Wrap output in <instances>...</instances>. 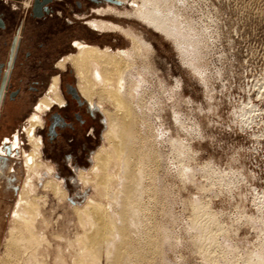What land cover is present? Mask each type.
<instances>
[{
	"label": "rangeland",
	"instance_id": "obj_1",
	"mask_svg": "<svg viewBox=\"0 0 264 264\" xmlns=\"http://www.w3.org/2000/svg\"><path fill=\"white\" fill-rule=\"evenodd\" d=\"M0 1L5 14L19 15L21 23L27 15L0 112V143L16 130L21 134L56 62L74 52L73 41L115 51L130 47L118 32L93 36L87 19L133 30L151 49L138 89L141 102L125 137L126 158L109 177L107 199L78 178L107 145L95 103L81 111L84 124L66 138L51 142L37 133V173L29 174L22 159L3 156L0 264H74L84 243L87 264H255L264 252V0H157L165 15L159 20L163 36L133 19L93 13L131 15L132 0H54L64 9L55 8L60 17L44 21L28 16L29 0ZM13 28L0 32V63ZM65 74L64 83L76 87L69 66ZM29 178L34 186L24 197L39 210L36 245L14 217ZM92 200L102 203L104 223L88 222L81 213L87 208L85 214L93 215Z\"/></svg>",
	"mask_w": 264,
	"mask_h": 264
},
{
	"label": "bare ground",
	"instance_id": "obj_2",
	"mask_svg": "<svg viewBox=\"0 0 264 264\" xmlns=\"http://www.w3.org/2000/svg\"><path fill=\"white\" fill-rule=\"evenodd\" d=\"M105 1L116 5L119 4V0ZM132 4H135L136 9L134 8L135 11L131 15L120 14L116 12L115 9L110 10L112 13L104 9H97L93 13L100 17L113 14L127 20L133 19L142 23L153 32L163 36L161 31L162 26L159 25V20L162 18L164 19L165 15L163 11L161 12L159 8H157V0H132ZM86 23L89 31H91L90 33L95 37H98V35L95 34L99 33L110 35V33L118 32L130 42V47L128 49H117L116 51L109 47L99 48L98 46L84 42H73L74 52L62 58V60L56 64L57 69L60 71H64L65 66L69 65L75 74L77 91L80 97L85 100L89 107H92L95 103L104 117L106 131L103 137L107 145L93 155V166L88 173H79L78 178L84 185L92 186L93 191L99 199H107L109 196L108 192L110 191L108 183L109 177L119 173L120 167L126 158L124 146L126 145L127 139L125 137L133 128L136 108L139 107L141 102L138 89L141 87L140 84H142L141 81L144 80V78L141 81L140 79L146 73V60L150 46L139 35L135 34L133 30L132 32L114 23L99 19L89 20ZM138 59L141 60L140 69L135 67ZM10 66H12V62ZM10 66L8 73L11 69ZM58 86L59 77L55 76L51 79L45 94L37 100L33 114L22 126L21 134L20 131H18L13 134L12 137L4 139L3 147H0V155L2 156L0 158V169H5L6 167L5 158H3V156L22 159L23 166L29 174L35 171L37 173V170L42 168L41 164L37 162L41 148V142L40 138L37 137V131L42 127L43 115L49 111L52 106L63 104ZM2 104L3 103L0 104V112ZM21 135H24L27 144L31 147L29 152H25L22 148L23 142L20 138ZM30 179L32 178H29V184L26 182L24 186L21 187L22 189L19 194L20 200L18 201L20 205H18L19 210L17 209L19 212H17L18 214L14 217L20 222V230L23 233H28V239L32 241L31 244L34 245L36 242V235H34L33 225L35 221L33 222V220L38 217L39 210L35 208V202L27 196L28 194L24 197V194L26 192H31V188L34 186ZM48 183H50V181ZM54 185H51L52 191H54L53 194L58 190ZM58 197H60L59 192ZM63 198L61 197V199ZM123 204L124 208L127 209V204ZM88 205L91 207L89 209L92 210L93 215L90 216L89 214H85L87 208L82 210L81 213L84 215L85 220L88 222L89 220H101L102 223H104L106 215L103 211L102 203L92 200ZM108 226L109 225L106 224L105 228L109 229ZM81 250L82 257L78 258L77 261L74 260V264H87L84 262L87 256L86 251H88L85 248V243L82 244ZM255 264H264V252L257 258Z\"/></svg>",
	"mask_w": 264,
	"mask_h": 264
},
{
	"label": "flooded vegetation",
	"instance_id": "obj_3",
	"mask_svg": "<svg viewBox=\"0 0 264 264\" xmlns=\"http://www.w3.org/2000/svg\"><path fill=\"white\" fill-rule=\"evenodd\" d=\"M103 1H105V0H103ZM59 2H61V1H59ZM30 3H31V6H30ZM77 3L78 4L76 5V7L81 8L82 5H80L79 2H77ZM32 4H33V0H29V5L26 6V7L30 6V11L28 13V16H30L33 20H36V21L47 20V17L51 18L53 15L60 17L58 10H56L55 8H58L61 10L64 9V8L59 7L56 4H54V0H52L46 6L47 12L46 11L43 12V16L41 18H34V17H32V14H31ZM26 17H27V15L23 17V20H22L23 22H25ZM86 21H88V19ZM23 22L22 23L20 22V24L15 27L14 35L12 36L10 44H9V49H8L6 61H5V63H0V64H4L3 72L5 71V73H6L5 74V80H4V87H3L2 96H1V100H0V104L3 103L1 106V110L3 108L5 98H6V94H7V90L9 87V80L11 77V72H12L13 68L15 67L16 58L18 56V52H19V49L21 46L22 29L24 28L22 26ZM86 25H87V23H86ZM7 28H8V26L0 18V32L7 30ZM73 42H75V41H73ZM78 42H83V41H78ZM72 44H70V50L74 51V47ZM12 45H13V50L11 52V46ZM24 56L26 58H29V52H25ZM67 56H68V54H67ZM63 58H64V56H63ZM61 59L62 58H60L59 60H61ZM58 61L56 63H58ZM11 62H12V66H10ZM9 66L11 67V69L8 73ZM67 66H69V65L65 66L64 71L58 70L56 67V64H55V67H53V71H55V75H53L51 77V79L55 76L59 77V85L60 86H58V88H59V94L62 98L63 104H61V105L56 104V105L52 106L51 109H49V111H47L44 114L45 116H47V119H46V121L43 120V124H42L40 131H37V133H39V132L42 133L51 142L54 140H57L58 138L59 139H63L64 137L66 138L68 136V134H66V132H70L72 134L76 130L77 125L82 126L84 124L85 120L81 116V111L84 110L85 108H88V109L93 108V106L89 107V105L87 103H85V100H83L80 97V95L77 91V81H76V87H74L70 84L64 83V77L66 76L65 73L67 72ZM48 86H49V84H48ZM47 88H46V90H47ZM46 90H45V92H46ZM45 92H44V94H45ZM90 116L93 117V115H90ZM18 131H20V129L16 130L13 133H16ZM92 132L95 133L96 131L93 129ZM13 133L9 136V138L13 136ZM37 137L40 138L38 135H37ZM3 138L1 139L0 147H3L2 145L4 144V139H5V138L4 139ZM68 141L71 142L73 140L70 139ZM40 142H41V146H42L41 139H40ZM75 144H77V143H75ZM69 157L72 158L71 155H69ZM87 172L88 171H86V172L80 171L79 173L87 174Z\"/></svg>",
	"mask_w": 264,
	"mask_h": 264
},
{
	"label": "water",
	"instance_id": "obj_4",
	"mask_svg": "<svg viewBox=\"0 0 264 264\" xmlns=\"http://www.w3.org/2000/svg\"><path fill=\"white\" fill-rule=\"evenodd\" d=\"M52 0H33L31 14L34 18H41L43 16V12H47V4ZM13 50V45L11 46V52ZM4 64H0V100L2 96V91L4 87V80H5V71L3 72ZM13 95V94H12ZM10 95V98L12 97Z\"/></svg>",
	"mask_w": 264,
	"mask_h": 264
},
{
	"label": "crops",
	"instance_id": "obj_5",
	"mask_svg": "<svg viewBox=\"0 0 264 264\" xmlns=\"http://www.w3.org/2000/svg\"><path fill=\"white\" fill-rule=\"evenodd\" d=\"M3 2V1H0ZM4 4V3H2ZM9 10L11 11H15V8H10ZM6 10L4 9V7H0V18L3 20V22L8 26V27H14L13 29H15V27L17 25L20 24L21 19L19 18V15H15L14 17L10 16V14H5ZM10 16V17H9Z\"/></svg>",
	"mask_w": 264,
	"mask_h": 264
}]
</instances>
